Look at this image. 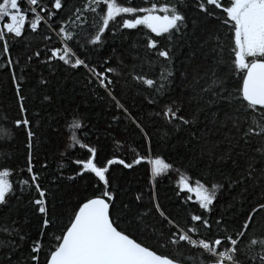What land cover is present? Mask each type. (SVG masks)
Masks as SVG:
<instances>
[{
  "label": "snow or ice",
  "instance_id": "6c2138e0",
  "mask_svg": "<svg viewBox=\"0 0 264 264\" xmlns=\"http://www.w3.org/2000/svg\"><path fill=\"white\" fill-rule=\"evenodd\" d=\"M142 4L83 0L70 17L59 19L67 0H0V73L11 91L5 100L17 112L11 128L7 123L0 126V142L11 145L16 139L12 128L24 133L23 152L0 151V208L8 207L13 197L20 199L18 191L29 196L38 237L31 239L24 264H41V253L43 264H264V236L250 234L255 217L260 216L264 225V0H142ZM189 9L197 15L190 17ZM204 25H211V31L201 41L197 29L203 31ZM124 30H147L143 48L148 55L141 57L135 43L128 50L140 61L141 71L135 63L124 65L116 48L98 63L90 55L107 46L108 33L115 39ZM29 35L41 36L43 50H33ZM53 36L56 43L49 47ZM193 38L199 48L213 45L211 61L202 57L206 66L193 64ZM182 47L190 51L181 62L183 70H178L176 52ZM114 58L116 65L107 66ZM145 62L158 69L155 79L143 74ZM33 63L47 69V75L40 72L34 83L28 76ZM54 64L75 71L83 68V87L95 94L102 89L105 95L99 99H106L109 108L119 113L112 116V123L128 122L141 138L139 148H127L124 140L113 136L116 151L101 159L100 148L78 134L85 127L83 117L73 114L67 124L71 135L58 165L60 176L49 183L62 177L63 158L79 148L83 154L70 161L77 170L68 179L88 175L92 186L59 212L50 205L49 189L43 183L47 161L37 168L39 142L33 128L39 113L30 115L28 108L37 99L54 102L47 91L57 71ZM177 73L183 84L180 95L174 94ZM120 77H124L122 88H128L131 80L151 90L144 99L153 108L159 106L151 116L165 121L163 139L187 133L180 144L184 158L190 167L201 168L203 175L194 183L186 173L179 176L177 186L188 194L185 204L191 201L198 206L194 211L185 209L182 218L171 216L156 199L157 179L173 165L159 154L152 155L153 136L147 123L116 94ZM55 91L59 92L58 86ZM127 151L133 154L130 162L119 154ZM141 162L150 165L153 205L144 211L138 207L142 193L127 202L120 199L121 177L113 172L114 166L131 170ZM230 210L234 227L226 220ZM154 213L157 219L150 224ZM15 224L0 228L8 237L0 240V250L7 249L0 264H19L13 258L30 239ZM146 236L154 243H148ZM245 236L249 239L242 244ZM182 246L195 250L196 256L186 257Z\"/></svg>",
  "mask_w": 264,
  "mask_h": 264
},
{
  "label": "trees",
  "instance_id": "16d2710c",
  "mask_svg": "<svg viewBox=\"0 0 264 264\" xmlns=\"http://www.w3.org/2000/svg\"><path fill=\"white\" fill-rule=\"evenodd\" d=\"M83 0H67V6L59 13V19H67L71 16L74 6H80ZM135 5L144 6L142 0H134ZM190 17L196 16V12L189 9ZM79 24V21L76 22ZM76 31H81L76 28V25H72ZM87 30V25L82 26ZM203 31L197 29V36L201 41L207 39L208 33L211 31V25H204ZM144 31L137 30H124L123 36H118L113 39L111 33H108L106 39L108 41L107 46L101 49L99 52H91L90 55L94 62H100L105 56H107L112 48H116L118 52V58L123 59L124 65L131 67L134 63L137 65V71H141L139 64L140 61L134 60V54L129 53V49L133 43L140 48V56L146 57L148 53L144 50ZM84 33L81 32V35ZM154 36V34H152ZM28 40L32 41L33 50L39 48L43 50L44 42L41 36L29 35ZM56 43L55 36L53 41L49 43V47ZM56 46H59L58 44ZM213 45L207 43L203 48H199L195 38L191 41V50L196 52V59L193 64H204L206 62L202 59L207 55L208 62L211 61L213 53L211 52ZM190 49L188 47H182L177 49L176 52V66L178 70H183L182 61L189 55ZM154 57V54H153ZM116 65V58L112 59L107 65L109 67ZM57 71L50 77V83L47 91H49L54 98L52 104L40 103L39 100H34L28 104L29 113L33 115L38 112L39 115L34 116V128L37 133V140L39 147L37 155L40 159L37 161V168L40 163L47 161L49 167L44 173L45 179L43 181L44 186L49 189V202L50 205H54L57 212L63 208L68 207L70 204H74L76 199L85 195V189H91L92 179L90 176L85 175L77 178L75 181L69 180L68 177L74 174L77 170L76 166L70 163L80 157L83 154V150L77 148L76 150H70L62 162L65 165L63 169V175L55 183H49L55 177L60 176L61 169L58 165L61 163V153L64 152V145L68 141L71 133L67 128V124L71 121L73 114L83 117V123L85 127L78 134L85 139V142L96 144L100 148L99 158L103 159L105 156L115 152L113 146V136H116L126 142L127 148L137 147L141 143V138L138 131L135 130L133 125L121 120L119 123H112L111 118L113 115H119L114 109H110L107 100L99 99L100 96H104L102 89L98 90V94H95L88 89L84 88L86 81L84 80V69L79 71L71 70L62 65H53ZM34 69V70H33ZM101 70H103L101 68ZM127 68H122L123 72H127ZM44 72L47 75V69L43 66H37L33 63L30 66L28 76L33 83L37 80L40 72ZM143 74L148 78L155 79L157 77L158 69L149 67L148 63L143 64ZM115 78V77H114ZM120 84L117 85L116 94L121 98L122 103H126L129 106L133 115L139 114V116L147 123L148 130L153 136V153L152 155L159 154L166 162L173 165V170L168 174H165L157 179L155 184V196L159 201L162 209L168 212L171 216L183 217L185 215V209L196 210L197 205L193 202L185 204V198L188 195L186 192H181L177 186V181L181 173H186L190 176V182H195L196 179H200L203 175L202 169L198 167H190L189 162L184 158L185 150L180 147L182 141L186 138L187 133L181 132L178 136L174 135L169 139H163L165 130V121L160 117H152L153 111H159V106L153 108L149 106L144 97L151 94V90L147 89L146 85L133 84L129 80V87L122 88L124 84V77H120ZM191 76H189V80ZM184 81L183 83H187ZM59 87V92L55 91L56 87ZM183 84L180 81L179 73H177V80L174 88V94L180 95ZM30 91V89L28 90ZM38 91H44L39 89ZM186 94V93H185ZM11 91L9 87L4 83L3 73H0V126H7L11 128L12 120L17 116L16 107H11L5 100L6 96H10ZM5 116L7 120L5 121ZM111 123V128L109 124ZM127 128V132L125 129ZM170 130V129H169ZM12 131L16 133V139L12 141L11 145L0 142V151H10L13 154L16 152H23V146L20 143L24 139V133L22 130L12 128ZM141 154H144V150L140 149ZM122 158L127 157V161L130 162L133 158L131 151L122 152ZM15 158V155L14 157ZM243 161H241V167H243ZM179 169V171H177ZM114 174L121 177L122 192L120 199L125 202L133 199L137 193H142L143 203H139L138 207L141 211L151 209L153 207L150 202L152 199V189L149 183L150 177V165L146 162H141L134 169H124L123 166H114ZM17 178L14 176L13 180ZM179 193V194H178ZM17 196L20 199L13 197L8 207L0 208V228L12 227V222L16 221L15 227L21 229L22 232L30 234V239L23 244L22 249L17 252L13 258L14 262L18 261L19 264H24V260L29 256V245L31 239L38 237L36 217L33 216L32 208L28 204L29 196L27 194L21 196L19 191ZM228 196L223 194V200H227ZM194 200V197H193ZM255 202V201H253ZM199 214V212H197ZM264 215V214H261ZM234 213L230 210L226 220L229 222L230 227H234L232 224ZM157 217L155 213L152 217H149V223L151 224ZM237 221L239 218L237 217ZM58 231V229H49V231ZM250 234L257 237L264 236V225L261 224V217H255ZM8 237L0 232V240H7ZM249 237L245 236L242 244H246ZM148 243H154L150 236H146ZM19 243V240H17ZM45 248L48 247L49 241L45 238ZM7 249L0 250V260H3V256ZM169 253H172V247L169 246ZM184 255L196 256V251L188 246H182ZM43 253H41V264H43Z\"/></svg>",
  "mask_w": 264,
  "mask_h": 264
}]
</instances>
